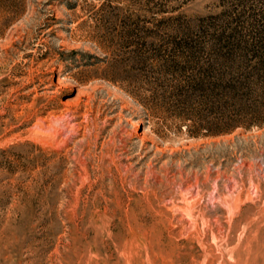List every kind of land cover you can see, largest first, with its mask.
I'll return each instance as SVG.
<instances>
[{"label":"rangeland","instance_id":"obj_1","mask_svg":"<svg viewBox=\"0 0 264 264\" xmlns=\"http://www.w3.org/2000/svg\"><path fill=\"white\" fill-rule=\"evenodd\" d=\"M263 14L0 0V264H264V121L214 135L175 92L187 43Z\"/></svg>","mask_w":264,"mask_h":264},{"label":"trees","instance_id":"obj_2","mask_svg":"<svg viewBox=\"0 0 264 264\" xmlns=\"http://www.w3.org/2000/svg\"><path fill=\"white\" fill-rule=\"evenodd\" d=\"M260 18L261 24L214 33L208 46L187 43L189 53L177 64L180 72L190 73L183 74L176 95L183 104L194 102L219 113L214 135L260 127L264 121V14Z\"/></svg>","mask_w":264,"mask_h":264}]
</instances>
